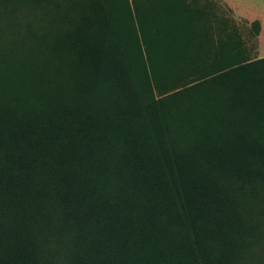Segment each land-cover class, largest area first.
<instances>
[{
    "label": "trees",
    "instance_id": "obj_1",
    "mask_svg": "<svg viewBox=\"0 0 264 264\" xmlns=\"http://www.w3.org/2000/svg\"><path fill=\"white\" fill-rule=\"evenodd\" d=\"M0 18V264H244L264 57L235 19L199 0H0Z\"/></svg>",
    "mask_w": 264,
    "mask_h": 264
},
{
    "label": "rangeland",
    "instance_id": "obj_2",
    "mask_svg": "<svg viewBox=\"0 0 264 264\" xmlns=\"http://www.w3.org/2000/svg\"><path fill=\"white\" fill-rule=\"evenodd\" d=\"M201 4L212 5V10L218 14L235 19L239 32L253 58L264 56V29L262 25L261 32L258 36H254L251 32V23L254 19L250 18V14L264 10V0H199ZM247 15V16H246ZM19 23L27 21L23 12L15 15ZM10 21L0 18V40L11 38L14 28L9 25ZM260 35L262 40L260 41ZM264 230V227H263ZM244 264H264V240L255 248L252 255L247 257Z\"/></svg>",
    "mask_w": 264,
    "mask_h": 264
},
{
    "label": "crops",
    "instance_id": "obj_3",
    "mask_svg": "<svg viewBox=\"0 0 264 264\" xmlns=\"http://www.w3.org/2000/svg\"><path fill=\"white\" fill-rule=\"evenodd\" d=\"M249 17L250 18H259V20L261 21V25H263V29H264V10H262L260 12H256L254 14H250ZM261 40H262V35H260V41ZM262 41H264V40H262ZM261 57H264V56H261Z\"/></svg>",
    "mask_w": 264,
    "mask_h": 264
}]
</instances>
